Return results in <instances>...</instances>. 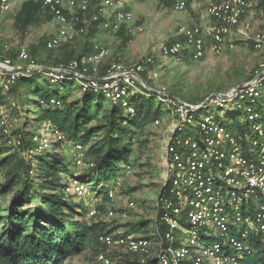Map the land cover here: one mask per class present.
Returning a JSON list of instances; mask_svg holds the SVG:
<instances>
[{"label": "built area", "instance_id": "1", "mask_svg": "<svg viewBox=\"0 0 264 264\" xmlns=\"http://www.w3.org/2000/svg\"><path fill=\"white\" fill-rule=\"evenodd\" d=\"M42 1L57 24L56 32L46 41L49 50L75 42L90 28L117 33L123 25L134 21L126 0ZM172 1L176 11L197 10L202 6V0ZM10 5L11 0H0V11L9 10ZM251 7V0H209L202 8L208 23L183 25L179 38L162 44L164 55L174 58L186 55L193 60L204 58L208 52L222 53L228 42L231 47L235 45L233 39L252 41L260 52L258 69L250 81L225 95L211 96L203 106L152 88L148 81L158 76L152 55L144 56L133 65L112 61L100 73V66L112 56L111 48L103 44H95L94 52L80 60L73 59L55 67L40 65L26 47L19 48L13 58L8 54L9 45L4 46L0 80L6 92L20 77L38 72L53 83L71 77L81 90L102 93L110 104L121 106L129 113L135 111L129 97L145 90L154 92L171 111L170 133L163 146L164 182L156 201L155 230L151 233L121 230L99 236L108 249L123 250L134 256L131 264H244L245 256L255 251L249 242L250 236L264 247V123L258 121L262 113L255 110L260 103L264 105V29L254 31L252 24L243 20ZM143 31V26L133 29L136 33ZM14 99L9 98L13 105ZM233 101L244 102L252 122L249 130L232 129L212 113L198 117L202 108L214 104L222 107ZM40 104L53 106L60 101L40 99ZM160 122L157 119L154 124L160 125ZM46 130L50 133L45 134ZM51 133L57 136L56 140L66 141L63 131L42 123V130L26 137L34 146L26 147L23 134L14 133L7 117L0 115V138L26 160L32 161L37 152L51 147ZM66 143L79 169L94 165L85 158L82 144ZM122 167L123 174L132 172V165L124 163ZM122 176L112 181L105 209H99L100 203L91 204L88 217L104 221L129 217V211L136 207L131 195H125L123 209L115 206L122 197ZM65 192L82 199L90 190L83 181L70 178ZM160 224L165 226L163 234H160ZM97 261L114 264L104 252L98 255Z\"/></svg>", "mask_w": 264, "mask_h": 264}, {"label": "trees", "instance_id": "2", "mask_svg": "<svg viewBox=\"0 0 264 264\" xmlns=\"http://www.w3.org/2000/svg\"><path fill=\"white\" fill-rule=\"evenodd\" d=\"M251 2L264 14V0ZM44 13L53 18L42 0L26 1L16 16L15 25L24 33L30 26L40 23ZM91 29L89 32L92 35L96 29ZM117 33L123 36L125 43L131 39L124 25ZM247 42L254 46L252 41ZM44 48L49 50L46 43ZM74 48V42L60 47L64 56L61 60L56 59V64L80 60L95 50L89 41L84 43L79 53H75ZM32 54V58L37 56V50H33ZM9 56L16 58L17 53L10 51ZM41 77L47 78L38 72L22 76L7 92L0 80V109L10 97H19L23 91L35 95L39 98V113L34 120L49 123L66 135V141L56 140L51 149L37 152L32 161L22 157L5 140L0 146V264H67L81 255L97 260L102 252L116 260L117 264H131L135 261L134 256L129 254V258L123 260L117 249H108L99 240L101 234L113 232L117 227L99 217H88L85 202L67 194L65 188L70 178L91 180V193L96 197L102 195L103 203H107L112 181L123 175L122 165L134 164L133 155L138 159L139 151L146 148L148 141L141 139L142 133L169 110L154 92L148 90L129 97L135 109L134 113H129L121 106L110 104L102 93L93 90H76L66 86L62 92L47 90L42 81H33ZM67 81L75 80L67 77L50 83L64 85ZM168 94L180 98L173 92ZM51 98L57 99L60 104H40V99ZM244 107L243 111L248 116ZM208 108H202L198 117ZM255 110L262 113L258 121L264 123L263 103L255 106ZM222 122L240 131L249 130L252 123L249 119L242 121L236 118ZM24 137V145L33 147V142ZM66 142L82 144L85 158L94 165L79 169L75 157L70 155L69 148L66 149ZM101 183H105L106 187L96 190L94 186ZM98 207L103 209L102 204ZM149 222L146 217L127 223V231L138 232ZM159 229L163 234L165 226L160 224ZM249 242L255 251L247 254L243 263L264 264V247L260 241L250 236Z\"/></svg>", "mask_w": 264, "mask_h": 264}, {"label": "rangeland", "instance_id": "3", "mask_svg": "<svg viewBox=\"0 0 264 264\" xmlns=\"http://www.w3.org/2000/svg\"><path fill=\"white\" fill-rule=\"evenodd\" d=\"M26 1L29 0H11L9 10L0 11V59L5 55V45H9L13 52H17L21 47H26L30 55H33V50H37V56L33 58L40 65L58 66L56 59H63L64 51L60 48L54 51L44 48V43H46L48 37L57 30V24L52 18H48L47 13L43 14L40 23L30 26L24 33L15 25L16 16ZM208 1L202 0V6L197 10L189 8L187 11H176L173 8L172 0H126L128 8L134 15V21L124 25L131 39L125 43L121 34L105 31V34H103L104 39H97V43L111 48L112 56L106 60V63L120 61L126 65H133L144 56L152 55L156 59L154 69L158 72V76L149 80V85L160 91L173 92L180 96V99L197 104L216 94H226L250 81L258 69L261 54L246 40L233 39L232 42L235 44L233 47L228 42L222 53L208 52L200 60L190 59L186 55L174 58L163 54L162 44L179 38L180 27L209 22L202 12V8ZM243 20L250 22L254 31L264 29V14L256 9L254 4L249 8ZM139 26H143L144 31L140 33L133 32V29ZM91 30L90 28L87 34L76 39L74 42L76 46V49L74 48L75 53L82 51L83 41H89L91 46L94 45L93 38L97 37L99 33L96 30L91 35L89 32ZM16 63L22 64L20 60H16ZM106 63L105 66H107ZM39 80L44 83V88L50 91L62 92L65 86L80 90L76 81H67L64 85L52 84L44 77L35 78L33 81L37 82ZM14 100L15 105L12 104V100L8 99L0 109V115L7 117L13 132L22 133L23 136L28 137L33 132L42 130V123L34 120V117L38 116L39 113V98L23 91L19 97L15 96ZM244 108V102L242 101L228 102L223 107L214 104L209 106L208 109H204L200 115L212 113L222 121H230L234 118L247 121L248 116L244 113ZM170 112H165L160 125H149L141 135L142 140L148 141L146 148L139 151L138 159L135 154L133 155L132 172L123 174L122 197L115 202L118 209H123L125 207V195H131L136 201V207L129 211V217L125 220L120 218L106 220V222H110L117 227L113 232L126 231L128 230L127 223H135L146 217L150 219V222L138 233H151L155 230L156 201L164 182L163 146L165 138L170 133L169 125L172 123V113ZM44 133L48 134L50 132L46 130ZM49 137L51 139L50 146L52 147L57 136L51 133ZM3 143L4 139L0 138V146L4 145ZM69 147L67 144L66 149ZM83 180L88 188H93L91 180ZM94 187L96 190H102L106 185L101 183ZM81 200L88 206V210L91 204H102V211L107 206L106 203H103L102 195L96 197V194L91 193V191ZM103 217L106 218L105 215ZM188 230L185 234L186 239L189 237ZM118 251L123 260L129 258V254L125 251ZM66 263L100 264L96 259L88 258L86 255L75 257ZM113 263L117 264V261L113 260Z\"/></svg>", "mask_w": 264, "mask_h": 264}, {"label": "crops", "instance_id": "4", "mask_svg": "<svg viewBox=\"0 0 264 264\" xmlns=\"http://www.w3.org/2000/svg\"><path fill=\"white\" fill-rule=\"evenodd\" d=\"M127 7H128V5H127ZM194 10V9H193ZM98 31V30H97ZM98 36L97 37H95V38H93V41H94V45L92 46V47H95V44H97V39H100V40H102V39H104L103 38V34H105V31H98ZM102 33V34H101ZM84 43H85V41H83ZM118 60H121V59H118ZM107 61H105L101 66H100V68H99V72L100 73H103L104 72V70L107 68V66H105V63H106ZM107 64V63H106ZM108 65V64H107ZM103 71V72H102Z\"/></svg>", "mask_w": 264, "mask_h": 264}, {"label": "water", "instance_id": "5", "mask_svg": "<svg viewBox=\"0 0 264 264\" xmlns=\"http://www.w3.org/2000/svg\"><path fill=\"white\" fill-rule=\"evenodd\" d=\"M141 81L148 87V88H151L145 81L142 77H140ZM244 85V84H243ZM243 85H240L238 88H240L241 86ZM216 95H225V94H222V93H219V94H216ZM174 98H178V97H175L173 96ZM211 99V97H208L207 99H205L202 103H200V106H203L205 105L209 100Z\"/></svg>", "mask_w": 264, "mask_h": 264}]
</instances>
